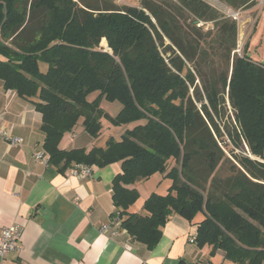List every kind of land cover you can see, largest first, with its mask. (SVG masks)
Wrapping results in <instances>:
<instances>
[{"label": "trees", "instance_id": "trees-1", "mask_svg": "<svg viewBox=\"0 0 264 264\" xmlns=\"http://www.w3.org/2000/svg\"><path fill=\"white\" fill-rule=\"evenodd\" d=\"M225 18L203 0H0V82L42 115L49 165L121 164L112 218L135 243L153 251L178 215L198 226L194 242L212 255L264 264V62L250 57L249 43L235 52L238 24ZM202 21L214 30L204 33ZM79 126L97 141L112 132L91 149H61ZM225 136L249 154L230 158ZM156 174L171 181L167 194L152 193L133 212L135 185Z\"/></svg>", "mask_w": 264, "mask_h": 264}, {"label": "crops", "instance_id": "crops-1", "mask_svg": "<svg viewBox=\"0 0 264 264\" xmlns=\"http://www.w3.org/2000/svg\"><path fill=\"white\" fill-rule=\"evenodd\" d=\"M261 14L264 21V11ZM41 128L42 115L0 82V131L24 140L22 145H11L0 134V231L9 225L23 226L20 249L4 263L230 264L222 251L212 255V248L198 247L194 242L198 226L178 215L171 217L153 251L135 243L112 218L116 210L112 183L122 172L121 164L93 167L86 178L68 176L49 165L46 154L44 162L36 159V154L45 153ZM111 132L97 141L79 126L63 137L60 148L91 149L105 144ZM152 193L157 192L145 191L144 198L140 193L141 203L132 211L142 213ZM200 219L198 215L196 221Z\"/></svg>", "mask_w": 264, "mask_h": 264}, {"label": "rangeland", "instance_id": "rangeland-1", "mask_svg": "<svg viewBox=\"0 0 264 264\" xmlns=\"http://www.w3.org/2000/svg\"><path fill=\"white\" fill-rule=\"evenodd\" d=\"M115 3L118 5H131V6H139L141 0H114ZM210 4V6H213L217 10H219L226 18L229 20H233L230 17H233L234 13H239L240 17L237 22L238 24V41H237V49L236 53L242 54V50L245 47L247 43H249V55L252 57L255 61L264 62V21L262 20V11H264V0H256V6L257 8H249L244 7L240 10H235L230 7V5L222 0H203ZM251 10V11H250ZM260 11V12H259ZM249 15V17L246 15ZM247 16V17H246ZM234 21V20H233ZM200 23V22H199ZM198 23V27L202 29L204 33H208L212 30H214V23H205L202 21V23H205L204 26H200ZM214 33V32H212ZM167 57V56H166ZM215 59V66L218 68H224L226 69V66L217 58ZM218 68V70H220ZM46 69V68H43ZM205 73H209L208 69H204ZM203 82L201 78L198 79L197 83L202 87ZM191 93L193 94V90H191ZM94 98H96V94H94ZM93 98V99H94ZM102 108L107 111L109 114L116 116L120 110L121 105L118 102L110 103L107 101H102ZM200 107V105H199ZM231 106L228 102V114L226 115V126L229 127L228 129L232 128V125L229 123L230 120L227 121L228 118H231L233 116V110H231ZM226 126L224 123H221V128L223 131L226 130ZM226 142H221L220 146L226 154L233 159L234 155L232 154V151H234V154H243L248 155V148H246V152L243 153L242 150H238L237 148L234 149L232 141L229 139L228 136H225ZM152 179L150 181H144V182H138L135 186L137 187L138 191L140 193L145 194V191L151 192H157L158 194H167L169 188H170V180H166L163 178L162 174H156L155 176L151 177ZM169 183V184H168ZM170 185V186H169ZM163 192V193H162ZM145 195L142 197L144 198ZM141 203V202H139Z\"/></svg>", "mask_w": 264, "mask_h": 264}, {"label": "built area", "instance_id": "built-area-1", "mask_svg": "<svg viewBox=\"0 0 264 264\" xmlns=\"http://www.w3.org/2000/svg\"><path fill=\"white\" fill-rule=\"evenodd\" d=\"M234 21L238 22L240 14L234 13L232 15ZM200 26H204L205 23L200 22ZM0 134L3 136L6 142L11 145H22L24 140L22 138L14 137L8 135L6 131H0ZM36 159L39 161H45L46 156L45 153H38L36 154ZM93 171V167L87 165H77L70 168L67 171L68 176L77 177V178H86L91 176ZM104 230H109L108 226L104 227ZM23 235V226L20 225H13L9 227H5L0 231V264H7L4 263L5 258L10 254L18 251L20 249V240ZM195 239V238H194Z\"/></svg>", "mask_w": 264, "mask_h": 264}]
</instances>
